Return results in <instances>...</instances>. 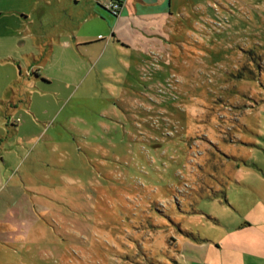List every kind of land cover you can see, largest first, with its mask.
Masks as SVG:
<instances>
[{"label": "rangeland", "instance_id": "1", "mask_svg": "<svg viewBox=\"0 0 264 264\" xmlns=\"http://www.w3.org/2000/svg\"><path fill=\"white\" fill-rule=\"evenodd\" d=\"M71 3L0 0L11 8L0 23V264H173L172 240L188 225L175 214L212 217L219 200L240 198L213 196V149L248 154L235 169L264 167V103L249 99L264 91L242 79L252 40L264 38V0L190 6L185 33L167 31L180 42L103 56L93 42L102 58L47 60L22 36L39 27L40 7ZM128 20L120 35L142 40Z\"/></svg>", "mask_w": 264, "mask_h": 264}, {"label": "crops", "instance_id": "2", "mask_svg": "<svg viewBox=\"0 0 264 264\" xmlns=\"http://www.w3.org/2000/svg\"><path fill=\"white\" fill-rule=\"evenodd\" d=\"M70 1L73 2L71 3L74 6L73 9L60 7L52 11L40 7L38 12L39 27L32 29L34 34H30L26 28L28 33L22 36L24 40L31 38L32 45L38 48L40 55L46 56L47 60L60 55L62 57H82L87 61H92L93 58L97 59L103 56L112 46L120 50L124 47L140 46V43L152 42L154 47H159L163 43L180 42L177 39L178 36L170 32L167 33V31L174 27L173 29L184 32L188 27L187 22L184 23L185 17L186 19L188 17V8L196 6L197 11L203 10L205 2V0H117L123 6L119 15L115 16L107 7L112 0ZM10 9L0 5V23H7L4 18ZM48 11H52L51 13L56 17L46 18ZM57 14L59 15L57 16ZM23 15L27 19L30 17L29 11H24ZM130 18H132V22ZM123 20H128L125 27L131 30H140L139 34L143 39L134 42L122 37L120 25ZM47 23H52L54 27L52 31H49L45 26ZM195 24L199 25L198 22ZM100 35L103 36L100 37ZM93 42H96V45L101 48V56L91 55V48L88 46L93 45ZM48 45H51L50 49L45 48ZM250 45L253 48L249 51L246 59L245 71L247 74L242 79L248 78L255 88L259 84L261 91H264V38L256 37ZM81 46L86 49L81 50ZM58 49H62V51L60 52ZM140 53L144 54L143 51ZM77 58L75 60H78ZM8 78L10 79L9 84H11L13 81L11 75ZM9 84L6 86L7 90H11ZM251 93L254 95L249 98L250 100L255 98L261 100L258 103L255 101L257 106L264 103V100L259 99L260 95H256L254 91ZM9 99L6 104L11 101ZM250 106L254 107L252 104ZM232 142H236V139ZM237 142L248 146H257V144H249L242 140H237ZM213 150L215 158L212 156V159L217 162L215 164L220 165L209 175L218 179L217 183L220 186V190L217 189L213 196H226L224 190L233 188V190L241 192L240 198L237 200L228 199L226 202L219 200L223 205H221L222 212L212 217H207L203 212H196L195 207H192L190 211L181 210L175 214L174 219L180 222L179 225L182 228L185 223L188 225H185L186 229H181V232L176 234L172 240L176 246L172 251L178 253L172 263L264 264V167L245 162L242 168L235 169L232 163L242 164L243 159L249 158L248 154L239 157L237 156L239 154L235 156L219 149ZM186 207L189 208L188 205L183 208ZM1 229L5 231V228ZM6 238V236L0 237V241L6 244ZM8 239H11V236Z\"/></svg>", "mask_w": 264, "mask_h": 264}, {"label": "built area", "instance_id": "3", "mask_svg": "<svg viewBox=\"0 0 264 264\" xmlns=\"http://www.w3.org/2000/svg\"><path fill=\"white\" fill-rule=\"evenodd\" d=\"M122 3L120 1H117V0H112L109 2V5L107 6L108 9L115 15H119L121 9H122ZM100 37H102L100 35Z\"/></svg>", "mask_w": 264, "mask_h": 264}]
</instances>
